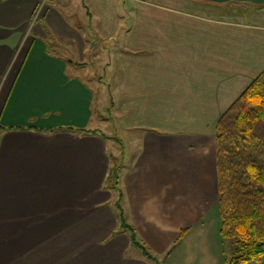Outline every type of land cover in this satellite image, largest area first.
Segmentation results:
<instances>
[{
  "label": "crops",
  "instance_id": "0c3cea01",
  "mask_svg": "<svg viewBox=\"0 0 264 264\" xmlns=\"http://www.w3.org/2000/svg\"><path fill=\"white\" fill-rule=\"evenodd\" d=\"M50 2L0 0V264H224L217 124L264 71V0ZM104 40L112 133L80 74Z\"/></svg>",
  "mask_w": 264,
  "mask_h": 264
},
{
  "label": "trees",
  "instance_id": "16d2710c",
  "mask_svg": "<svg viewBox=\"0 0 264 264\" xmlns=\"http://www.w3.org/2000/svg\"><path fill=\"white\" fill-rule=\"evenodd\" d=\"M217 170L221 234L234 239V250L224 264L264 260V71L223 114L217 124ZM120 167H112L107 184L117 192L114 203L120 230L155 262L126 218L118 185ZM186 232L184 230L181 236ZM158 264V263H157Z\"/></svg>",
  "mask_w": 264,
  "mask_h": 264
},
{
  "label": "rangeland",
  "instance_id": "374dc122",
  "mask_svg": "<svg viewBox=\"0 0 264 264\" xmlns=\"http://www.w3.org/2000/svg\"><path fill=\"white\" fill-rule=\"evenodd\" d=\"M42 1L44 3H42L39 6L37 13L35 15V19H34V20H38V23H40L41 19L43 20V18L45 17V13L47 10L46 4L51 3L50 0H42ZM33 26H34V24L30 28L29 33L32 32ZM108 42H109L108 40H104L103 44H102V42L98 43L100 45V47L97 49V54H93V51L90 47L87 49V52L85 54L86 65L84 66L85 67V69L83 71L84 74L82 72H80V74H81V77H84L85 82H87L89 85H91V87L94 91V94L96 96V98L94 100V104H93V107L95 110V116L93 118L92 126L97 127L101 131L112 133L113 131H117V130L114 129L115 126L113 125V118H112V109L113 108H112V101H111L112 99L110 98V93H109L110 91L108 88H103L102 94L99 95L100 91L98 92L96 87L93 86L92 81L94 79L91 78L92 76L95 77L96 75L103 76V75H105V73H107V72L104 73L103 69L107 67L106 65L109 62L108 58L112 54H114L113 45L108 44ZM53 51L55 53L57 52L58 55H65V56L67 55V57H69L75 61H77V59H79V56L77 55V53L75 51H70V52H75V54L69 55V54H67L68 50L65 49L64 47H56V48H54ZM74 71L76 73V67H70L68 70L69 73L70 72L74 73ZM8 72H9V67L5 72V77L7 76ZM108 84H111V82H107L106 86H109ZM101 90H102V88H101ZM101 116L103 117L102 121H100V119H99V117H101ZM113 135L117 136L116 134H113ZM119 135H121V134H119ZM124 143L128 148V143H126V142H124ZM127 152L129 153V150ZM27 219L28 218H25V220H23V221H26ZM21 226H22V224H19V228ZM18 229L15 231L9 232L10 237L14 238L16 235V232L19 231ZM27 232L28 231H24L23 233L26 234ZM36 233H39V232H36ZM42 233H44V232H42ZM227 241L229 244L230 243L235 244L234 239H228Z\"/></svg>",
  "mask_w": 264,
  "mask_h": 264
}]
</instances>
